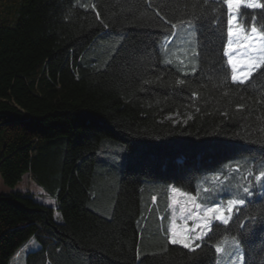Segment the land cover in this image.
Here are the masks:
<instances>
[{
    "label": "trees",
    "instance_id": "obj_1",
    "mask_svg": "<svg viewBox=\"0 0 264 264\" xmlns=\"http://www.w3.org/2000/svg\"><path fill=\"white\" fill-rule=\"evenodd\" d=\"M226 1L0 0V175L15 187L30 173L62 217L0 193V264L31 239L27 264H217L226 237L264 264V195L194 249L166 225L170 184L206 194L210 176L264 163V64L233 81ZM261 3L240 20L264 33ZM185 23L198 35L191 74L164 52Z\"/></svg>",
    "mask_w": 264,
    "mask_h": 264
},
{
    "label": "rangeland",
    "instance_id": "obj_2",
    "mask_svg": "<svg viewBox=\"0 0 264 264\" xmlns=\"http://www.w3.org/2000/svg\"><path fill=\"white\" fill-rule=\"evenodd\" d=\"M229 9V38L225 55L232 69L234 82H246L264 64V33L256 26L244 27L240 20L243 7L260 9L261 0H227ZM197 31L193 24L185 23L176 27L172 40L164 45L166 62L177 65L185 73H194L198 68ZM169 44H172L169 47ZM166 120L185 122L179 114H172ZM261 167L246 171L237 168L241 175L235 178L210 176L209 183L199 187L206 194H191L169 185L170 206L166 225L172 243L186 248H196L209 234L215 222L228 223L236 208L264 195V163ZM258 170H260L258 172ZM258 172V173H257ZM21 192L34 196L40 202L54 208L55 219L62 221L58 211L57 198L37 184L30 173H26L15 186L4 184L0 175V193ZM39 248L37 240L31 239L14 256L11 264H27L30 251ZM217 264H245L243 247L237 237H226L216 247Z\"/></svg>",
    "mask_w": 264,
    "mask_h": 264
}]
</instances>
